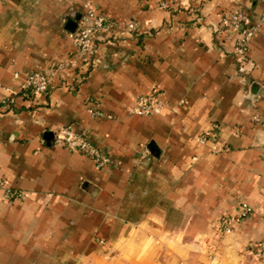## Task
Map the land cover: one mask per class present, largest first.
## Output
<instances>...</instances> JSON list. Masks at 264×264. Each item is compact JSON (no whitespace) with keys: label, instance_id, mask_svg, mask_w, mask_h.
<instances>
[{"label":"crops","instance_id":"obj_1","mask_svg":"<svg viewBox=\"0 0 264 264\" xmlns=\"http://www.w3.org/2000/svg\"><path fill=\"white\" fill-rule=\"evenodd\" d=\"M86 4L140 27L22 96L72 58L66 27ZM234 12L256 22L264 0H0V264H264V35L245 69L217 30ZM153 88L170 108L130 113ZM64 127L110 164L58 143ZM240 203L253 214L220 237Z\"/></svg>","mask_w":264,"mask_h":264},{"label":"built area","instance_id":"obj_2","mask_svg":"<svg viewBox=\"0 0 264 264\" xmlns=\"http://www.w3.org/2000/svg\"><path fill=\"white\" fill-rule=\"evenodd\" d=\"M139 27L140 24L138 22L130 21L123 30L117 21L103 16L92 5L86 4L76 30L70 34L74 48L72 58L67 62L54 63L44 71L31 73L22 83L21 89L29 91L33 96L46 94L56 75L67 67L75 66L79 62L88 64L95 55L98 44L106 41V38L114 31L123 30V32L134 33ZM217 30L237 35L234 52L238 63L246 69L252 40L258 33L264 35V16L254 22L248 15L242 12H234L222 17L217 25ZM167 108H170L168 103L162 99L157 89L153 88L149 93L136 99L130 113L141 116L161 115ZM88 110L93 117L104 116L101 111L92 106H88ZM108 118H111V116H108ZM252 121L256 125L262 124V118L259 116H254ZM213 128L215 130L216 126ZM55 135L58 143L64 145L66 149L73 153L90 157L97 168L110 164L109 157L90 143L86 131L75 132L70 127H64L59 129ZM208 136H210L208 133L203 134L198 138V141L205 143ZM144 153L148 154L149 151L145 149ZM0 187L5 189V198L8 199L12 196V193L6 190L4 181H0ZM252 214L253 208L249 204L240 203L236 215L226 217L219 223V236L223 237L231 234L236 222L244 221ZM257 256L260 257L261 254L258 253Z\"/></svg>","mask_w":264,"mask_h":264},{"label":"water","instance_id":"obj_3","mask_svg":"<svg viewBox=\"0 0 264 264\" xmlns=\"http://www.w3.org/2000/svg\"><path fill=\"white\" fill-rule=\"evenodd\" d=\"M81 16H82L81 14L74 16V17L72 18V20H70L69 23L67 24L66 29H67L70 33H73V32L76 30V28H77V24H78V22H79Z\"/></svg>","mask_w":264,"mask_h":264},{"label":"trees","instance_id":"obj_4","mask_svg":"<svg viewBox=\"0 0 264 264\" xmlns=\"http://www.w3.org/2000/svg\"><path fill=\"white\" fill-rule=\"evenodd\" d=\"M24 94L26 95H31V93L29 91H25L24 93H22L21 95L24 96Z\"/></svg>","mask_w":264,"mask_h":264}]
</instances>
